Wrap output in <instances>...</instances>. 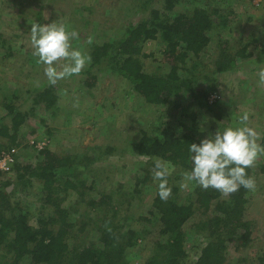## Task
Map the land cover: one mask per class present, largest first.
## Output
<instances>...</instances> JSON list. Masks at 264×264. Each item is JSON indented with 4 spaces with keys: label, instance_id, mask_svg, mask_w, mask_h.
I'll return each mask as SVG.
<instances>
[{
    "label": "rangeland",
    "instance_id": "rangeland-1",
    "mask_svg": "<svg viewBox=\"0 0 264 264\" xmlns=\"http://www.w3.org/2000/svg\"><path fill=\"white\" fill-rule=\"evenodd\" d=\"M131 1L133 0H0V118H4L2 123L9 122L6 103L28 112L25 122L20 126V144L13 147L17 150V162H36L37 150L30 147L34 139L44 140L46 147L58 156L68 154L74 158L76 155L81 157L86 152H90L88 157L99 156L95 160L93 158L86 168L77 165L79 172L74 171L75 181L81 186L78 187L79 190H84L85 194L78 200L74 190L69 189L65 192V195H70L64 204L75 205L74 209L77 211H71V214L80 218L84 212L92 210L88 199L96 200L102 192L110 194L112 202H118L124 214L134 219L131 227L143 232V235L144 231L149 232L146 234L148 239L139 241L130 249L127 260V264H144L151 250L147 241L158 238L156 224L145 220V217L151 219L155 215L150 202L158 191V182L152 176L154 158L158 157L138 156L129 140L134 136L138 137L142 127L155 131L156 126L166 123L176 133L193 130L201 140L213 134L217 127L237 124L239 117L245 112L249 114L248 125L260 133L264 127V85L259 84L257 73L264 68V2L259 7L254 6L252 0H180L175 3L174 13L191 11L194 7L209 11L216 9L218 12L214 17L226 19L223 28L213 30L205 51L186 65L190 74L202 72L207 77V80L199 78L196 83L200 88L206 87L209 90V103L216 101L209 105L214 108L219 105L217 110L220 109L223 114L220 122L214 125L216 128L210 129L209 124L204 122L211 113L205 112V108H201V113L195 119L196 125L192 126L191 122L182 119L179 109H174L171 104L157 108L158 106L142 103L136 98L130 84L113 72H99L94 68L92 72L98 79L89 90L83 85L82 73L61 80L55 86L48 84L43 66L38 64V58L32 54L31 24L54 21L65 24L69 30L79 33L78 38L72 41L73 47L85 52L89 36L95 42L108 40L122 31L129 22L136 24L141 19L149 18L148 10L138 11L130 6ZM151 6L159 7L161 15L166 13L162 0H153ZM86 7H90L91 11H87ZM86 19L88 20L85 21ZM216 35L224 42L227 41V52L236 58L235 69L232 71L215 70L213 61L218 51L215 45V42L218 44ZM243 46L246 47L245 55L250 53L248 56H238L237 51L242 50ZM142 52L145 54L140 58L143 71H166L161 63V46L156 40L145 41ZM62 63L64 62L61 61L60 64ZM37 81L39 87L36 86ZM48 86L54 89L53 93L58 97L49 109L45 107L44 101L39 104L33 102L35 90ZM210 95H213L212 100L209 99ZM184 98L182 97L183 104H187L188 99ZM180 120L187 126L182 127ZM4 140L6 138L0 137V141ZM107 147H114V151L108 154L105 152ZM261 158L264 162V156L259 159ZM145 161H150L145 167L149 172L148 181L145 185L139 183L137 188L140 187L141 191H135L136 181L144 175V170L136 162ZM11 165L6 166V170L1 169L0 182L15 180L16 174ZM170 165V198L184 200L196 186L195 182H190L189 187L182 190L179 185L184 171ZM255 168H258L257 165ZM255 181L256 189L251 194L245 211L246 219L252 222V242L240 250L229 246L226 254L229 264H260L259 259H264V172L261 171ZM39 187V181L33 179L26 186V194L14 189V184L5 186V189L13 191V201H21L25 209L35 213L39 205L40 196L36 195ZM63 195V192L59 193V196ZM223 197L221 195L220 198ZM201 217L204 218V215ZM194 237L192 232H187L185 248L189 256L184 264H193L197 257L200 248L197 242L200 239L195 242ZM17 264L29 262L23 259Z\"/></svg>",
    "mask_w": 264,
    "mask_h": 264
},
{
    "label": "trees",
    "instance_id": "trees-1",
    "mask_svg": "<svg viewBox=\"0 0 264 264\" xmlns=\"http://www.w3.org/2000/svg\"><path fill=\"white\" fill-rule=\"evenodd\" d=\"M162 1L166 12L163 15L159 7L151 6L153 0L131 1L130 6L138 11L148 10L149 18L136 24L129 22L110 39L93 41L88 45L85 53L92 60L81 72L83 85L89 90L95 84L98 78L92 72L94 68L99 72L116 73L130 84L142 103L157 108L171 104L192 126L196 125L195 119L201 108H205V112L211 114L204 123L214 129L223 114L220 109L217 110L219 105L216 108L209 105L214 102L208 101L209 90L200 88L196 83L199 78L207 80V77L202 72L190 74L186 65L205 51L213 30L223 28L226 19L214 17L218 12L216 9L209 11L194 7L191 11L174 13L175 3L180 0ZM85 9L91 11L90 7ZM216 39L215 70L232 71L236 58L227 52V41L224 42L218 35ZM147 40H156L161 46V63L166 71H143L140 58L145 56L142 45ZM245 50V46L238 50V56H248L250 53L245 55ZM53 92L50 86L36 89L33 102L39 104L44 101L49 109L58 98ZM182 97L188 99L187 104H183ZM5 108L9 122L2 123L4 118H0V137L6 138L5 143L0 141V155L20 144V126L28 116V112L20 111L13 104L6 103ZM179 123L182 127L187 126L182 120ZM158 126L155 131L142 127L138 137L130 138L133 151L135 149L138 156L166 159L182 171H190L189 146L201 140L193 130L192 133H176L167 123ZM260 136L258 142L264 145V127ZM30 147L36 150L33 145ZM113 151L114 147L105 150L108 154ZM89 153L74 158L68 154L58 156L44 146L37 151L35 163L16 160L12 163L15 180L0 182V264H17L23 259H27L29 264H127L130 249L139 241L146 240L149 232L144 231L143 235V232L131 227L134 219L124 214L118 202H112L110 194L102 192L98 199H88L92 210L84 212L80 218L71 214V211H77L75 205L64 204L70 195H65L69 189L74 190L76 199L84 197L85 191L79 190L81 186L75 181L74 171H78L77 165L86 168L92 163L94 156L88 157ZM148 162H136L144 170V175L136 181L135 191H141L140 187L137 188L139 183L145 185L148 181L149 172L145 169ZM256 165L246 170L254 179L261 171L264 172L262 158L257 160ZM33 179L40 183L36 194L40 196L39 205L35 213L25 209L21 201H13V191L5 189V186L14 184V189L26 194V186ZM60 192L64 195L59 196ZM154 194L150 203L155 215L151 219L145 217V220L156 224L158 238L147 241L151 250L144 264H184L189 256L185 248L187 232L195 235V242L202 241L197 242L200 248L193 264H229L226 255L229 246L240 250L252 242V222L246 219L245 211L253 191L241 187L236 193L221 199V194L215 189L203 190L195 186L184 200L169 197L167 201L160 199L158 191ZM188 222L190 225H187ZM259 261L264 264L263 257Z\"/></svg>",
    "mask_w": 264,
    "mask_h": 264
},
{
    "label": "clouds",
    "instance_id": "clouds-1",
    "mask_svg": "<svg viewBox=\"0 0 264 264\" xmlns=\"http://www.w3.org/2000/svg\"><path fill=\"white\" fill-rule=\"evenodd\" d=\"M76 30H69L63 23L56 21L47 24L34 22L30 29V42L33 56L43 66V72L50 86L61 80L78 76L91 63L92 57L74 48L72 41L78 38ZM93 38L89 36L87 44ZM63 61L64 63L60 64ZM259 84L264 85V68L258 73ZM39 87V81L35 82ZM249 114L243 113L237 124L218 127L214 134L201 139L199 143H191L189 152L192 168L184 171L180 188L187 189L190 182L203 190L215 189L222 196L228 197L241 187L255 191L256 181L246 171L256 165L257 160L264 156V145L258 141L260 133L248 125ZM170 162L154 158L152 169L153 180L157 181L158 195L167 201L171 196L168 177L171 175Z\"/></svg>",
    "mask_w": 264,
    "mask_h": 264
},
{
    "label": "built area",
    "instance_id": "built-area-1",
    "mask_svg": "<svg viewBox=\"0 0 264 264\" xmlns=\"http://www.w3.org/2000/svg\"><path fill=\"white\" fill-rule=\"evenodd\" d=\"M263 2L264 0H252V4L256 7L260 6ZM212 98L213 95H210L211 100ZM30 145H33V147L38 151L46 146V142L44 140H32ZM16 152V148H11L9 151L2 152L0 155V170H6V166H10L12 163H14Z\"/></svg>",
    "mask_w": 264,
    "mask_h": 264
},
{
    "label": "crops",
    "instance_id": "crops-1",
    "mask_svg": "<svg viewBox=\"0 0 264 264\" xmlns=\"http://www.w3.org/2000/svg\"><path fill=\"white\" fill-rule=\"evenodd\" d=\"M259 7V6H258Z\"/></svg>",
    "mask_w": 264,
    "mask_h": 264
}]
</instances>
